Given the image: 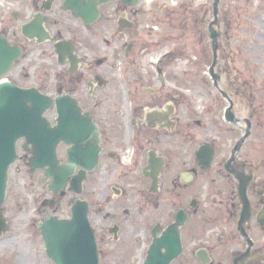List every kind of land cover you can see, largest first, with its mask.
<instances>
[{
    "label": "flooded vegetation",
    "instance_id": "flooded-vegetation-1",
    "mask_svg": "<svg viewBox=\"0 0 264 264\" xmlns=\"http://www.w3.org/2000/svg\"><path fill=\"white\" fill-rule=\"evenodd\" d=\"M141 1L87 0L82 16L76 0H0V66L13 58L0 84L73 99L82 115L75 119L84 129L81 148H99L96 167H76L54 194L51 179L30 167L31 146L17 143L16 163L44 186L39 225L70 218L81 201L100 264L137 251L138 264H264V86L255 89L250 62L228 60L236 77L234 69L227 76L217 68L219 88L209 79L213 98L195 107L186 71L174 75L185 56L175 50L172 59L173 49L138 43ZM34 54L40 75L25 68ZM126 101L128 108L117 109ZM57 118L48 114L53 125ZM72 146L58 145L62 165ZM64 206L70 213L59 217ZM6 225L5 235L8 219Z\"/></svg>",
    "mask_w": 264,
    "mask_h": 264
},
{
    "label": "rangeland",
    "instance_id": "rangeland-1",
    "mask_svg": "<svg viewBox=\"0 0 264 264\" xmlns=\"http://www.w3.org/2000/svg\"><path fill=\"white\" fill-rule=\"evenodd\" d=\"M173 2L180 4L173 5ZM141 3L138 15V43L146 45L149 42L153 47L161 46L158 49L160 51L162 48H169L174 52L176 50L183 53L186 66L175 69L174 75L181 79V75L186 71L191 78V103L195 107H203L210 100L209 97L213 98L214 95L211 86L206 85V82L210 81L209 68L213 64L212 43L208 39V26L214 19L213 0H142ZM182 6L188 8L191 13L185 22L187 30L173 32L171 30L174 29L167 24L166 17L170 13L184 10ZM174 24L177 25L178 21ZM219 31L222 36L217 68L221 67L227 72V76L234 69L233 75L236 77L234 65L230 68L226 61L250 62L255 73V89H261L264 86V0H221ZM160 39L166 40L167 43L160 45ZM33 57L36 60L33 59L25 68L40 75L42 63L38 54ZM180 63L182 60L177 61L174 66ZM175 89L178 90L177 85ZM239 101L242 104V114H246L249 111L246 99L241 97ZM122 105L123 107L119 106L117 109L124 110L130 103L126 101ZM200 107L194 109L199 110ZM22 152L23 150H20V155ZM97 182L99 185L103 184L102 181ZM43 187L39 175L33 178L28 167L22 162L12 167L5 204L10 232L0 240V263L53 264L46 255L38 230L41 222V216L37 213L41 205L38 197H41ZM69 213V209L64 206L59 212V217ZM126 242L133 243L134 240H128L126 237ZM103 264H138V251L135 257H103Z\"/></svg>",
    "mask_w": 264,
    "mask_h": 264
},
{
    "label": "water",
    "instance_id": "water-1",
    "mask_svg": "<svg viewBox=\"0 0 264 264\" xmlns=\"http://www.w3.org/2000/svg\"><path fill=\"white\" fill-rule=\"evenodd\" d=\"M124 1L130 2V0ZM220 2L221 0H214V19L208 26V37L212 42L213 52V64L209 68V74L217 88L220 80V76L216 73L219 58L220 35L217 27ZM85 3L87 4V0H76L74 10L77 15L87 16ZM9 61L0 66L4 70L0 74L6 72ZM53 109L58 113L55 126L46 117V114ZM231 109L230 106L229 111ZM81 116L80 107L69 97L54 100L34 88L20 89L9 83L0 84V235L3 231H7L3 205L9 170L18 159L16 145L19 140L26 139L25 147L31 145L30 149L26 148V151L32 154L31 168L33 171L41 170L47 178L52 179L49 188L55 194L65 186L66 179L72 175L76 167L85 172L96 167L99 153L97 146L92 150L89 149L92 151V159L89 163L84 160L89 151L81 148L84 129L81 123H75V119ZM227 120L231 119L227 116ZM61 142L73 145L68 151L67 165H62L57 158V147ZM77 151L83 152V155L78 154ZM84 175L82 173L83 178ZM82 180L78 181V187ZM39 230L45 244L46 255L53 264H99L96 239L85 202L79 201L74 204L70 219L48 217L40 224Z\"/></svg>",
    "mask_w": 264,
    "mask_h": 264
},
{
    "label": "trees",
    "instance_id": "trees-1",
    "mask_svg": "<svg viewBox=\"0 0 264 264\" xmlns=\"http://www.w3.org/2000/svg\"><path fill=\"white\" fill-rule=\"evenodd\" d=\"M182 8L184 10H181L180 12H176V13H170L166 17L167 24H170V27L172 29H174L172 31H180L183 29L182 32H185V30H187V26H186L185 22L188 21L189 15L191 16V13H190L189 9L186 8L185 6H182ZM177 21H178V24L175 25L174 23ZM180 23H182L181 29H179ZM180 54H182L184 56L183 53L180 52ZM177 57H179L177 52L172 54V59H175Z\"/></svg>",
    "mask_w": 264,
    "mask_h": 264
}]
</instances>
